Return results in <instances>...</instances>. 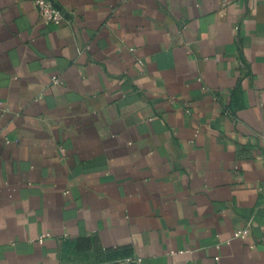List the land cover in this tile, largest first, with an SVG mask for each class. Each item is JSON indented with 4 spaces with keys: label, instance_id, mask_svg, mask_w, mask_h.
<instances>
[{
    "label": "crops",
    "instance_id": "crops-1",
    "mask_svg": "<svg viewBox=\"0 0 264 264\" xmlns=\"http://www.w3.org/2000/svg\"><path fill=\"white\" fill-rule=\"evenodd\" d=\"M55 1L0 0V264H264V0Z\"/></svg>",
    "mask_w": 264,
    "mask_h": 264
},
{
    "label": "built area",
    "instance_id": "built-area-1",
    "mask_svg": "<svg viewBox=\"0 0 264 264\" xmlns=\"http://www.w3.org/2000/svg\"><path fill=\"white\" fill-rule=\"evenodd\" d=\"M38 13L42 17L43 21L48 24L60 25L62 23L70 22L72 14L64 6L58 4L55 0H32ZM55 82H59L57 76H53ZM259 190L264 192V186H259ZM250 222V221H249ZM48 234L40 236V241H43L44 237ZM240 235L246 236V232H240ZM218 258V257H217Z\"/></svg>",
    "mask_w": 264,
    "mask_h": 264
},
{
    "label": "rangeland",
    "instance_id": "rangeland-1",
    "mask_svg": "<svg viewBox=\"0 0 264 264\" xmlns=\"http://www.w3.org/2000/svg\"><path fill=\"white\" fill-rule=\"evenodd\" d=\"M98 254L95 255V260H98L97 262H93V261H88V262H82V263H79L78 259H77V255L72 253L71 255L69 254V261H68V264H99L100 261L99 260H102L103 258H105V254L103 253H99L97 252ZM104 264V263H103ZM116 264H122V262H118Z\"/></svg>",
    "mask_w": 264,
    "mask_h": 264
},
{
    "label": "trees",
    "instance_id": "trees-1",
    "mask_svg": "<svg viewBox=\"0 0 264 264\" xmlns=\"http://www.w3.org/2000/svg\"><path fill=\"white\" fill-rule=\"evenodd\" d=\"M72 244V243H71ZM73 245V244H72ZM77 245H79V243L77 244ZM76 246V245H75Z\"/></svg>",
    "mask_w": 264,
    "mask_h": 264
}]
</instances>
